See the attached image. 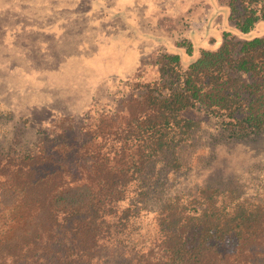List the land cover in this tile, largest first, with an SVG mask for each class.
Masks as SVG:
<instances>
[{
  "label": "trees",
  "instance_id": "trees-1",
  "mask_svg": "<svg viewBox=\"0 0 264 264\" xmlns=\"http://www.w3.org/2000/svg\"><path fill=\"white\" fill-rule=\"evenodd\" d=\"M228 7L242 34L264 22L262 0ZM152 67L0 158V264H264V191L175 186L203 161L204 126L206 149L264 134V37L223 32L186 66L161 53Z\"/></svg>",
  "mask_w": 264,
  "mask_h": 264
},
{
  "label": "rangeland",
  "instance_id": "rangeland-1",
  "mask_svg": "<svg viewBox=\"0 0 264 264\" xmlns=\"http://www.w3.org/2000/svg\"><path fill=\"white\" fill-rule=\"evenodd\" d=\"M223 32L264 37V22L240 33L228 0H0V158L32 150L38 130L52 132L62 118L108 104L127 82L155 79L159 54L178 55L186 66L200 49L219 48ZM211 127L198 145L203 161L194 159L175 186L233 178L244 197L257 198L264 134L206 149Z\"/></svg>",
  "mask_w": 264,
  "mask_h": 264
}]
</instances>
